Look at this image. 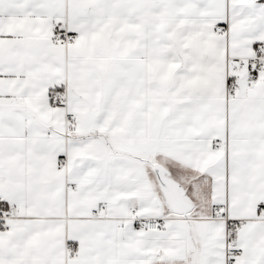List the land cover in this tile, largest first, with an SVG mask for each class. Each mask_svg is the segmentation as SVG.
Masks as SVG:
<instances>
[{
  "label": "snow or ice",
  "instance_id": "snow-or-ice-1",
  "mask_svg": "<svg viewBox=\"0 0 264 264\" xmlns=\"http://www.w3.org/2000/svg\"><path fill=\"white\" fill-rule=\"evenodd\" d=\"M0 264H264V0H0Z\"/></svg>",
  "mask_w": 264,
  "mask_h": 264
}]
</instances>
